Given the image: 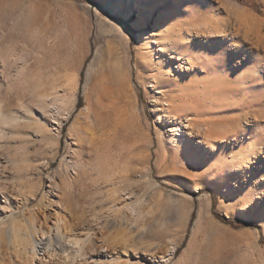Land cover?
Returning <instances> with one entry per match:
<instances>
[{
    "label": "rangeland",
    "instance_id": "rangeland-1",
    "mask_svg": "<svg viewBox=\"0 0 264 264\" xmlns=\"http://www.w3.org/2000/svg\"><path fill=\"white\" fill-rule=\"evenodd\" d=\"M192 4L144 0L145 22L130 25L112 0H0V47L12 45L26 69L0 93L17 117L0 155L1 204L19 206L18 222L40 208L49 224L63 217L74 233H92L104 264H165L173 249L166 264H264V80L231 95L202 75L207 53H192L217 45L184 36L187 25L200 37L231 33L246 47L226 73L248 61L259 68L264 57L251 53L264 51V0ZM197 10L200 22L182 16ZM178 117L190 151L179 154L170 136ZM209 127L210 148L197 142ZM254 194L251 211L238 207Z\"/></svg>",
    "mask_w": 264,
    "mask_h": 264
},
{
    "label": "bare ground",
    "instance_id": "bare-ground-1",
    "mask_svg": "<svg viewBox=\"0 0 264 264\" xmlns=\"http://www.w3.org/2000/svg\"><path fill=\"white\" fill-rule=\"evenodd\" d=\"M143 36L148 41H151L152 39V36L147 31L143 33ZM189 61H191V59ZM211 66L212 65H210V67ZM25 70H26L25 67L19 65L17 61V51L12 47V45L7 47L4 46L0 47V93H3L6 89L9 91L12 90L13 88H16L18 83H20L19 80H22L21 79L22 73ZM61 98L62 96L59 97V99ZM16 120L17 117L9 116V112L7 111L6 104L1 98L0 99L1 157L2 155H4L3 152L5 150V147L7 146L4 145L5 144L4 142H6V144L8 143L6 140L7 137L9 136V132H10L9 128L13 127V122H16ZM172 123H176V125H174L173 127L174 129L173 132H171L170 134L171 139L174 143V148L176 153L179 154L180 152L186 150L190 152L188 149L189 147L186 149V147L189 145L184 143L186 139L185 136L186 132L184 129L181 128V126H186V124L183 121V117L176 118V120L172 121ZM191 123L193 127L201 124L197 119H193ZM61 124L62 121L59 122V125L56 127L57 130L56 132H54L55 137L54 136L53 137L55 138V140H57V138L61 133V128H62ZM211 128L209 127V130L207 131L198 130L197 132V136H198L197 142L199 144L206 145V147L208 148L211 147V144L206 143L207 142L206 139L210 140V138L214 136L213 135L214 133L212 131L213 128L212 129ZM175 130H181V132L175 133L176 132ZM10 133L13 132L11 131ZM8 148L6 147V149ZM82 165L83 164H81L80 166ZM202 170H203L202 172L203 174L208 173L206 167L202 168ZM69 181L70 180L65 179L64 182L69 183ZM47 194H49V192H46V194L41 199V202L46 201V200L44 201V199H47L45 198ZM0 197H2L4 200L6 198L4 192L1 193V190H0ZM140 199L141 201H143L142 200L143 197ZM40 203H39V208H40ZM131 204L130 202L127 203L126 207H128L129 209V206H131ZM39 210L38 211L33 210L28 216H26L24 213L26 217L25 219L26 224H25L23 222L17 221L18 219L16 214L17 212H19V206L14 207V209H7L4 206V204H1L0 202V264H104L102 258L103 257L102 255L104 253L101 252L100 250L92 249L93 246L92 244H91L92 246L90 247V243L94 239V238L92 239V233H89L90 231L88 233H82V232L79 234L74 233L72 229L73 227H71V225L68 224L69 222L67 223L65 221V218L63 217H56L54 221H52L53 224H49L46 222L47 217L44 214L45 211L42 210L43 212H41L44 214L43 216H45V219L42 220L39 215L40 213ZM6 215H8V219H6L5 217ZM19 223H23V224H19ZM38 233H40L39 236ZM12 248L14 250H12ZM174 253H175V249L171 250L170 253L168 252L167 255H163L162 261L165 262V264L168 263V261L174 257ZM119 258L121 257L111 256V260L113 261L118 260ZM123 263L124 262L117 261L116 263H109V264H123ZM125 263H128V261ZM129 263L131 264V262Z\"/></svg>",
    "mask_w": 264,
    "mask_h": 264
},
{
    "label": "snow or ice",
    "instance_id": "snow-or-ice-1",
    "mask_svg": "<svg viewBox=\"0 0 264 264\" xmlns=\"http://www.w3.org/2000/svg\"><path fill=\"white\" fill-rule=\"evenodd\" d=\"M112 2L115 9L123 12L128 16V24L141 25L145 22L146 16L142 11H140V9L144 6V0H112ZM192 7L197 9L199 8V6L195 4V0H193ZM260 7L264 8V4L260 5ZM182 16L189 19H196L197 22H200L204 18L201 16V13L198 10L193 12H184L182 13ZM113 19L115 18L113 17ZM182 27L184 26L182 25ZM191 27H193V25H187V28ZM187 28H185L184 30V36L189 41H192L194 38H196L203 39L209 44L217 45L211 50L193 48L192 53L194 57L196 55L202 56L204 53H207V56L211 61L213 67H210L208 69V73H202V75L212 73L217 77L218 81L221 84L230 85L231 95L240 98L241 96H243L244 92L251 90L249 86L252 84L255 77H259L264 80V64H262L259 68H254L253 61L246 62L244 68L241 71L233 72L230 75L226 73L225 66L232 62L236 58L237 53L243 51L244 47H246L245 45H242L241 41L235 39V37L231 33H228L223 37H217L213 35L200 37L199 33H190ZM124 30L128 32L129 35L132 34L127 26L124 27ZM251 55L264 57V51L252 52ZM243 71H249L250 75L248 77H245L244 79H241L240 77ZM252 73H254L255 76H253ZM234 111L240 112L243 110L237 108L234 109ZM261 124L262 126H264V121H262ZM252 126L253 124L251 123L247 125V127L249 128H251ZM191 150L193 152L196 151L195 141L193 142ZM262 155H264V153H262ZM261 186L264 187V181H261ZM252 200V204L249 205L247 202H245L244 204H240L238 207L242 209L247 206L248 210L251 211L255 203L257 202V196L255 194L253 195ZM2 201L3 198L0 197V202ZM258 201L264 202V192L260 193ZM139 259H142V264H153L152 260L146 258Z\"/></svg>",
    "mask_w": 264,
    "mask_h": 264
}]
</instances>
